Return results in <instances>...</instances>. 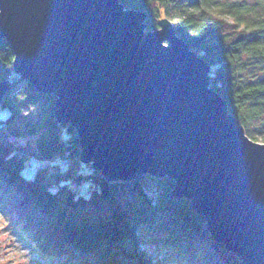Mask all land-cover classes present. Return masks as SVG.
<instances>
[{
    "label": "water",
    "instance_id": "water-1",
    "mask_svg": "<svg viewBox=\"0 0 264 264\" xmlns=\"http://www.w3.org/2000/svg\"><path fill=\"white\" fill-rule=\"evenodd\" d=\"M120 0H0L13 70L55 99L80 159L109 180L168 177L244 264H264V143L209 85L211 65L168 18ZM11 88L0 82V106Z\"/></svg>",
    "mask_w": 264,
    "mask_h": 264
},
{
    "label": "trees",
    "instance_id": "trees-1",
    "mask_svg": "<svg viewBox=\"0 0 264 264\" xmlns=\"http://www.w3.org/2000/svg\"><path fill=\"white\" fill-rule=\"evenodd\" d=\"M120 2L144 10L149 29H158L163 18L173 23L189 48L210 63V87L226 100L228 112L253 140L248 124L264 117V0ZM13 57L11 46L0 36V82L16 77ZM247 69L251 72L245 74ZM21 81L26 83L27 105L44 98L51 112L32 148L25 149L4 134L20 109L6 92L0 106L8 109L6 117L0 116V212L21 226L44 259L53 264H118L122 251L132 247L137 252L142 244L160 264H244L213 239L205 217L187 199L173 196L172 179L152 176L159 187L154 200L142 190L147 175L109 180L92 163L83 162L75 128L56 119V97L39 93L27 79ZM31 158L46 164L26 178L22 169ZM47 163L57 169L49 170ZM131 188L136 202L132 211L124 210L120 192ZM92 203L110 205V217L94 222L72 211ZM138 258L139 264H154L143 254Z\"/></svg>",
    "mask_w": 264,
    "mask_h": 264
},
{
    "label": "rangeland",
    "instance_id": "rangeland-1",
    "mask_svg": "<svg viewBox=\"0 0 264 264\" xmlns=\"http://www.w3.org/2000/svg\"><path fill=\"white\" fill-rule=\"evenodd\" d=\"M222 1H244L247 3H255L261 0H222ZM124 6L125 3H123ZM126 8H130L126 6ZM146 22V21H145ZM153 30L147 27L145 31ZM245 74L250 73V69L243 71ZM257 72V70H256ZM11 84L9 89L8 99L18 104L20 109L18 114L14 119V122L7 124L4 127V134L7 136L8 140L12 142L25 146V149L30 150L32 148L33 142L44 128L45 121L51 112L50 103L44 98H40L34 103L27 105V87L26 83L21 81V78L16 75L15 78L8 81ZM8 115V109H1L0 116L6 117ZM250 131L254 135L253 140L259 143H264V134L261 133V128L264 126V117H260L256 120L249 122ZM56 163L58 161H55ZM46 162H41L37 159L31 158L27 164L22 169V174L26 178H33L37 167L39 165L43 166ZM49 170L57 169V165L52 163H47ZM150 176V175H149ZM147 176L143 180L142 190L143 193L155 200L157 197L159 187L157 180L152 176ZM84 189V188H83ZM132 190L127 189L121 191L123 198V204L126 206L124 210H130L134 208V202H136L135 193ZM82 193L87 194V192L82 190ZM72 211L81 217H86L90 221H105L111 215V206L107 203L100 204H90V205H80L76 208L73 207ZM6 216V215H5ZM4 214L0 212V264H53L49 260L44 259L33 247L31 241L23 234L21 226L5 217ZM139 251H134V248H127L118 255V264H139L138 255L143 254L145 261H152L154 264H160L161 260L159 257L154 255L148 247L140 244ZM153 259V260H152ZM165 264V263H163Z\"/></svg>",
    "mask_w": 264,
    "mask_h": 264
},
{
    "label": "bare ground",
    "instance_id": "bare-ground-1",
    "mask_svg": "<svg viewBox=\"0 0 264 264\" xmlns=\"http://www.w3.org/2000/svg\"><path fill=\"white\" fill-rule=\"evenodd\" d=\"M146 175V174H145ZM147 176H149L148 174H147Z\"/></svg>",
    "mask_w": 264,
    "mask_h": 264
}]
</instances>
